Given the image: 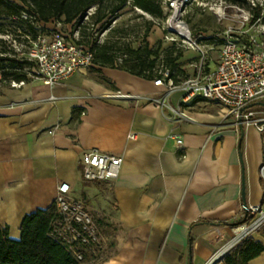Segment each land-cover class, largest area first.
I'll return each instance as SVG.
<instances>
[{"label":"crops","instance_id":"0c3cea01","mask_svg":"<svg viewBox=\"0 0 264 264\" xmlns=\"http://www.w3.org/2000/svg\"><path fill=\"white\" fill-rule=\"evenodd\" d=\"M196 60L197 52L183 53L178 68ZM155 80L95 64L53 87L1 89L0 224L11 239H21L26 215L55 204L66 182L102 218L100 264H208L228 247L235 231L224 224L263 201L260 136L221 105L184 100ZM90 150L123 157L111 186L83 180ZM262 230L251 238L264 245ZM249 264H264V252Z\"/></svg>","mask_w":264,"mask_h":264},{"label":"built area","instance_id":"2783aa9c","mask_svg":"<svg viewBox=\"0 0 264 264\" xmlns=\"http://www.w3.org/2000/svg\"><path fill=\"white\" fill-rule=\"evenodd\" d=\"M193 1L161 0V8L166 19L164 31L172 36L166 39L177 47H186L199 54V73L176 85L170 78L169 70L160 71L161 76L154 83L166 86L170 92L182 91L184 100L200 97L217 103L227 109V115L234 119L237 126L254 127L262 144L259 176L264 193V110H251L253 106L264 105V0H245L242 3L217 0L213 13L219 21L229 22V25L222 35L208 38L192 33L187 23L181 20L182 13ZM84 14V19L89 21L96 13L87 10ZM10 20L27 24L37 36L31 40L27 35L32 44L28 52L19 49L11 57L26 61L27 65L14 69L0 68V93L5 86L21 88L29 82L53 87L96 64L92 45L79 43L80 27L72 30L76 21L65 23V19L52 20L48 26L36 13L24 10ZM64 25L67 32L63 31ZM215 50L219 51L216 67L206 73L204 65L209 53ZM7 71L25 75L26 79L6 78L4 74ZM176 141L181 147L182 139L177 138ZM122 163L120 155L90 150L82 155L81 175L85 182L111 186L120 175ZM55 204L60 219L53 223L51 236L64 243L80 264H89L101 257V239L94 220L84 203L73 196L69 183L58 186ZM248 214L251 220L234 227L235 235L231 243L208 264H215L245 239L264 229V196L259 205L248 209ZM82 249L90 251V262H84Z\"/></svg>","mask_w":264,"mask_h":264},{"label":"trees","instance_id":"16d2710c","mask_svg":"<svg viewBox=\"0 0 264 264\" xmlns=\"http://www.w3.org/2000/svg\"><path fill=\"white\" fill-rule=\"evenodd\" d=\"M22 3H28V0H19ZM108 0H32L35 4V13L44 23L52 20L65 19V23H73L82 16L90 7L100 5ZM110 1V0H109ZM117 2L112 12L116 13L129 0H112ZM231 2H240L241 0H229ZM132 4L138 9L144 11L157 19H164L165 15L161 8V0H131ZM5 8V9H3ZM0 9L4 10L7 19L19 16L23 10L22 6L12 0H0ZM96 23H101L105 18V13L96 12ZM259 16L257 12L256 17ZM80 44L83 42L80 41ZM95 53L96 64L102 67L116 68L128 72L134 76L145 79L160 78V72L156 69L160 48L156 50L146 46L143 49L130 50L129 54H123L124 58L117 63L114 56L109 55L107 46H92ZM172 55V52L169 51ZM179 53L174 58H168L167 62L171 68L169 70L170 78L177 85L185 80L177 79L178 64L181 58ZM28 63L26 61H17L16 59L3 57L0 58V68H22ZM5 77L10 76L20 80L26 79L25 75L5 72ZM60 219L57 213L56 204H53L46 210H38L36 213L26 215L21 225V239L13 240L9 236L8 227L4 228L0 224V264H80L64 243L51 236L53 223ZM251 220L247 213L246 217L236 224H224L225 226H239ZM223 225V224H222ZM193 247V240L190 238V251ZM80 252L84 255V262L90 261L92 256L90 251L82 249ZM264 252V245L254 239L247 238L240 245L235 247L223 257L224 264H249L252 260L259 257Z\"/></svg>","mask_w":264,"mask_h":264},{"label":"rangeland","instance_id":"374dc122","mask_svg":"<svg viewBox=\"0 0 264 264\" xmlns=\"http://www.w3.org/2000/svg\"><path fill=\"white\" fill-rule=\"evenodd\" d=\"M22 6L24 11L35 13V4L32 0H28V3H22L19 0H12ZM217 0H195L189 5L181 15V20L185 21L192 33L196 35H205L208 38L210 36H219L224 33L227 29L229 22L219 21L213 13L214 4ZM245 0H241L242 3ZM117 2L108 0L102 4L94 5L88 10L90 13L97 12L105 13L107 16L101 23H96V15L92 16L89 21L85 20V14L76 19L73 27L79 29V39L83 43H87L92 46H107L108 54L116 58L117 63L119 60L124 58L123 54H129L130 50L143 49L148 46L152 50L160 48V55H158L156 69L157 71H165L170 69L171 66L168 64L167 59L175 57L179 53L183 54L186 52H195L194 50L187 49L186 47H177L174 42L166 39L171 38L167 32L164 31L166 19H157L144 11L135 7L131 0L127 4L121 7L116 13L111 10ZM5 9V8H3ZM248 10V8H247ZM4 10L0 9V58L3 57H14V54L20 49L24 53H27L31 47V42L26 37L27 35L31 40L37 36V34L29 28V26L22 22H13L7 19ZM50 23L48 22V26ZM63 31L67 32V26L64 25ZM44 34L46 32L43 31ZM205 43H208L205 41ZM172 52V55H170ZM218 50L209 53L205 69L208 70V65L211 62H215L218 59ZM192 68L187 65L185 70L181 68L176 69L178 78L189 79L195 77L199 73L198 66L200 67L201 61H195ZM192 64V62H190ZM191 70L189 77H185L183 71ZM251 110L259 111L264 110V107L256 105L251 107ZM98 233L100 232V239H103L104 245L107 242L104 240V234L101 233V229L98 224V220L101 217L96 216L89 210ZM263 232V230L259 231ZM113 234L112 236H116ZM110 236V234H109ZM101 245L102 240H101ZM104 248V246H103ZM102 251V250H101ZM108 248L106 253H108ZM102 253V252H101ZM101 257L97 258V262L93 264H100Z\"/></svg>","mask_w":264,"mask_h":264},{"label":"water","instance_id":"95a60500","mask_svg":"<svg viewBox=\"0 0 264 264\" xmlns=\"http://www.w3.org/2000/svg\"><path fill=\"white\" fill-rule=\"evenodd\" d=\"M262 106H264V105H262ZM223 257H224V256H223ZM223 257H222V258H223ZM215 263H216V262H215Z\"/></svg>","mask_w":264,"mask_h":264}]
</instances>
